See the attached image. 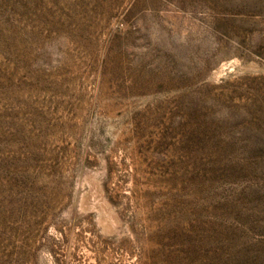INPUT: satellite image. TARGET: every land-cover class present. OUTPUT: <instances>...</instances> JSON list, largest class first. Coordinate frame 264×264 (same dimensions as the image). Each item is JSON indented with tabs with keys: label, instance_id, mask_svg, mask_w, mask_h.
Listing matches in <instances>:
<instances>
[{
	"label": "rangeland",
	"instance_id": "1",
	"mask_svg": "<svg viewBox=\"0 0 264 264\" xmlns=\"http://www.w3.org/2000/svg\"><path fill=\"white\" fill-rule=\"evenodd\" d=\"M0 264H264V0H0Z\"/></svg>",
	"mask_w": 264,
	"mask_h": 264
}]
</instances>
